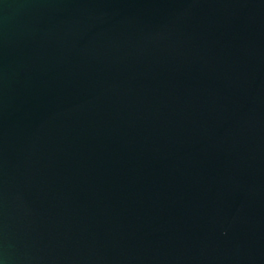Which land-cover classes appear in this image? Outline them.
<instances>
[{
    "label": "water",
    "instance_id": "1",
    "mask_svg": "<svg viewBox=\"0 0 264 264\" xmlns=\"http://www.w3.org/2000/svg\"><path fill=\"white\" fill-rule=\"evenodd\" d=\"M0 264H264V0H0Z\"/></svg>",
    "mask_w": 264,
    "mask_h": 264
}]
</instances>
